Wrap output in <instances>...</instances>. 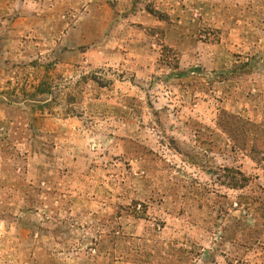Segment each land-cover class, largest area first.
Masks as SVG:
<instances>
[{"label":"rangeland","instance_id":"1","mask_svg":"<svg viewBox=\"0 0 264 264\" xmlns=\"http://www.w3.org/2000/svg\"><path fill=\"white\" fill-rule=\"evenodd\" d=\"M0 264H264V0H0Z\"/></svg>","mask_w":264,"mask_h":264}]
</instances>
